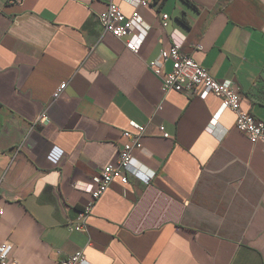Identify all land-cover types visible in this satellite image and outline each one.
Listing matches in <instances>:
<instances>
[{"label": "crops", "instance_id": "0c3cea01", "mask_svg": "<svg viewBox=\"0 0 264 264\" xmlns=\"http://www.w3.org/2000/svg\"><path fill=\"white\" fill-rule=\"evenodd\" d=\"M10 1L0 0L9 264H61L80 251L89 264H264L262 146L216 96L165 92L171 61L160 76L150 68L180 45L215 79L238 84L242 109L264 122V0ZM111 3L127 18L139 13L129 36L104 32L98 17ZM44 112L49 123L34 126ZM127 132L140 144L139 175L114 181L86 231L72 230Z\"/></svg>", "mask_w": 264, "mask_h": 264}, {"label": "built area", "instance_id": "2783aa9c", "mask_svg": "<svg viewBox=\"0 0 264 264\" xmlns=\"http://www.w3.org/2000/svg\"><path fill=\"white\" fill-rule=\"evenodd\" d=\"M11 3H19L20 0H11ZM143 6H147L146 1H141ZM99 20L105 33H110L117 38L129 36L141 23L139 13L135 12L130 17H126L121 9L111 3L106 12L99 15ZM167 14L162 15L163 26H167ZM143 35L140 37L142 41ZM132 52H139V43H127ZM171 61L172 70L163 77V89L165 92H189L193 95L205 99L209 95H214L221 101L223 109H229L236 113V128L245 134L254 145L260 144L264 153V122L257 119L252 114L244 111L241 107V89L238 84L232 81H219L215 79L204 67L196 62L181 50L180 45L173 46L170 50L162 51L159 60L153 61L150 68L158 76L162 75V67L159 65ZM67 87L63 83L57 89V98ZM49 123L46 113H42L34 122L36 125H46ZM140 132L144 129L140 128ZM128 142L122 145L117 160L101 170L97 187L89 192V197L83 211L80 213L79 223L72 227V230L86 231L88 219L101 196L108 190L114 181H119L122 185H127L132 177H137L140 173L137 167L133 152L140 147L138 141L131 140L130 133L123 135ZM80 197L76 201L68 203L76 207ZM4 215V208L0 201V220ZM13 250V245L9 241L0 243V264H9V257ZM61 264H89L83 251L67 257Z\"/></svg>", "mask_w": 264, "mask_h": 264}, {"label": "trees", "instance_id": "16d2710c", "mask_svg": "<svg viewBox=\"0 0 264 264\" xmlns=\"http://www.w3.org/2000/svg\"><path fill=\"white\" fill-rule=\"evenodd\" d=\"M163 1H165V0H155V2L157 4L162 3ZM184 1L190 4V1L189 0H184Z\"/></svg>", "mask_w": 264, "mask_h": 264}]
</instances>
